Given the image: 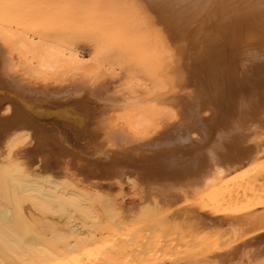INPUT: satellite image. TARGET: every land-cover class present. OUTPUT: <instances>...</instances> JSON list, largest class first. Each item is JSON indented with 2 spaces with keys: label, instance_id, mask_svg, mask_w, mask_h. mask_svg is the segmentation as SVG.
<instances>
[{
  "label": "bare ground",
  "instance_id": "6f19581e",
  "mask_svg": "<svg viewBox=\"0 0 264 264\" xmlns=\"http://www.w3.org/2000/svg\"><path fill=\"white\" fill-rule=\"evenodd\" d=\"M46 3L0 18V264H208L262 232L264 0H144L154 45Z\"/></svg>",
  "mask_w": 264,
  "mask_h": 264
},
{
  "label": "rangeland",
  "instance_id": "374dc122",
  "mask_svg": "<svg viewBox=\"0 0 264 264\" xmlns=\"http://www.w3.org/2000/svg\"><path fill=\"white\" fill-rule=\"evenodd\" d=\"M22 1L23 2H27V1L30 2L32 0H30V1L29 0H21V2ZM39 1H40V3L44 2V1H45V3L47 2V0H39ZM39 1L37 0L38 3H39ZM63 1L69 2L68 6L72 5V7H69L70 8L69 10H64V11L69 13V11L72 8V10L70 12H73V14H74V12L79 13V14L83 13L84 11H86V9L88 11V7L93 6L92 5L93 3H89L90 0H62V2ZM19 2H20L19 0H0V4H2V5H6L9 7V5L11 6L14 4L13 7H15V8L18 7V8H16L18 10L12 11L9 14L3 15L0 13L1 14L0 18H2L3 20H7V17H8V19H9V21L7 20L8 23L11 21L9 24L10 25L9 28H5L6 31H12V28L14 26H16L17 23H19L21 21L19 19H21L23 16H26V14L23 13V10L20 9L21 2L20 3ZM33 2H36V0H33ZM58 2H61V1H58ZM46 4L48 5V8L44 4V6H46L44 9L48 10L50 3L49 4L46 3ZM38 5H39V8H43L40 6V5L43 6V4H37V7H38ZM56 5H52L53 7H51L50 9L53 8V10L56 11V9H58L59 7L61 9H64L63 7L65 6L64 5L62 7L61 3H60V6L58 5L57 6L58 8H57ZM54 6L56 7V9L54 8ZM37 7L34 6L33 8L36 9ZM66 8H67V6L65 7V9ZM58 11L62 12L60 9ZM58 11H56V12H58ZM14 30H15V28L13 29V31ZM257 128H258V132H259V148L258 149L262 153L261 157H264V112L262 113L261 120H259V122L257 123ZM112 182H107V184L101 183L104 186L100 187V190H102L103 192L112 194L114 196H118L119 194L122 193L121 195H119V197H121L123 195L125 196V194H127L128 192L131 194L133 191L132 186L129 185V183H127V182H126L127 183V185H126L124 180L122 181L123 183L121 182V180H115ZM86 188H88V186ZM129 195H126V196H129ZM181 203H183V200H181V199L178 200L176 203L177 205L175 207L181 205ZM262 211L264 212V209H261L258 212H262ZM48 220L53 221V222H59V220H57V219L49 218ZM61 222L62 221L60 220L59 223H61ZM220 233H222V231H220ZM230 240L232 241V243H230ZM214 244H215V246L218 247V248H216V250H214L212 252H208V253H203V252L199 251L195 255L196 258L195 257L194 258L198 259L199 261L208 260V261H210L208 264H264V230L262 232L256 234L253 237H246L242 241H234L233 239H230L229 237L221 236L218 239H216Z\"/></svg>",
  "mask_w": 264,
  "mask_h": 264
},
{
  "label": "clouds",
  "instance_id": "9594fccd",
  "mask_svg": "<svg viewBox=\"0 0 264 264\" xmlns=\"http://www.w3.org/2000/svg\"><path fill=\"white\" fill-rule=\"evenodd\" d=\"M143 3L144 0H100L98 7L109 10L118 27L134 32L146 43L154 45L155 31L159 30L162 34L164 32L154 14L151 22L148 25L144 24ZM167 7V4L158 5V8L164 11L167 10ZM94 40L99 46L110 43L108 37L103 34H98Z\"/></svg>",
  "mask_w": 264,
  "mask_h": 264
}]
</instances>
